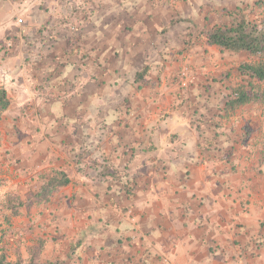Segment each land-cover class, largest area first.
I'll return each instance as SVG.
<instances>
[{"label":"crops","instance_id":"crops-1","mask_svg":"<svg viewBox=\"0 0 264 264\" xmlns=\"http://www.w3.org/2000/svg\"><path fill=\"white\" fill-rule=\"evenodd\" d=\"M55 3L65 0H0L10 101L0 253L24 264H264V158L223 138L220 111L195 112L199 98L178 83L165 89L155 9L116 18L101 5L70 27ZM59 171L69 184L19 205Z\"/></svg>","mask_w":264,"mask_h":264},{"label":"rangeland","instance_id":"rangeland-1","mask_svg":"<svg viewBox=\"0 0 264 264\" xmlns=\"http://www.w3.org/2000/svg\"><path fill=\"white\" fill-rule=\"evenodd\" d=\"M256 1L96 0L95 4L94 0H65L63 6L61 4L57 6L55 3L50 7V10L53 11V8H55L54 16L57 19L60 18L61 21L64 20L66 24L73 27L75 26L74 22L77 21L85 24L89 23L85 20L86 16H84L87 13H89L87 15L88 20L92 14L96 13V10L101 14L104 11L103 8H100L101 5L108 7L107 11L113 12L114 16L117 15L115 16L116 18L122 16L123 13L129 15L132 12L144 15L155 9V24L162 37L161 41L167 45V48L169 44L172 46V49L168 51L163 48L160 53L163 61L155 63L157 74L162 78H168L171 82L173 81V84H169L165 89H174L175 83H178L181 95L183 90H187L194 93L196 98H199L200 101L194 102L195 112H219L229 94L227 86L238 81L236 75L239 65L243 62H254L256 58L249 53H233L222 50L219 46H208L199 38H190V36L188 37L190 38L189 45L186 47L187 33L190 32L193 35H197L199 29H208L216 24H230L234 19L227 10L236 7H248L250 9L253 6L255 11V9L257 10ZM90 2L94 3L91 4ZM179 18L181 20L171 25L167 33L163 32L165 25H168L172 19L179 20ZM184 18L192 20L188 21ZM109 28L111 27L109 26ZM159 46L162 47L160 44ZM164 60L169 62V66ZM228 72L233 75L228 77L226 75ZM199 118L200 116L198 117V115L194 117L197 127H200L203 122ZM263 125L264 100L261 99L248 103L238 108L230 117H225L219 130L220 133L224 134L223 138L228 143H231L229 141L233 137L238 143L253 142L256 149L253 148L251 150L252 155L258 153L262 159L264 158V131H261L260 127ZM204 144L212 145L209 140L204 142ZM227 150L222 153L224 157L229 156ZM7 199L8 196L2 191L0 182V206L7 202Z\"/></svg>","mask_w":264,"mask_h":264},{"label":"trees","instance_id":"trees-1","mask_svg":"<svg viewBox=\"0 0 264 264\" xmlns=\"http://www.w3.org/2000/svg\"><path fill=\"white\" fill-rule=\"evenodd\" d=\"M130 1V0H129ZM254 7H236L229 9V14L233 17L230 24L219 25L216 24L208 29H199L197 35L187 33L185 40L186 47H188L190 38H199L204 44L208 46H219L222 50L233 53H249L256 58L254 62H243L239 65L237 75L238 81L235 84L227 86L229 94L224 101L220 110V119L230 117L238 108L258 100H264V0H257ZM85 14V20L88 21ZM262 14V15H261ZM191 21L190 18H184ZM181 19H172L168 25H165L163 32L167 33L168 28L174 25ZM183 20V19H182ZM190 36V38H188ZM162 48H167L165 43H162ZM151 70L150 64H146L140 72L136 74V81L145 79ZM228 77L233 74L228 72ZM10 104L7 98V92L0 90V113L8 108ZM216 125H221V121ZM70 178L68 175L59 171L47 178L40 190L30 196L25 202L19 201V205L28 204L31 202H42L50 198L53 191L57 187L69 184ZM18 204L14 203L16 206ZM0 264H24L22 260L15 262L9 261L4 252L0 253ZM30 264H40L31 262Z\"/></svg>","mask_w":264,"mask_h":264}]
</instances>
